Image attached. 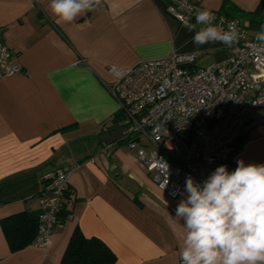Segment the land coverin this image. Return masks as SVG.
I'll return each instance as SVG.
<instances>
[{
    "label": "crops",
    "instance_id": "crops-1",
    "mask_svg": "<svg viewBox=\"0 0 264 264\" xmlns=\"http://www.w3.org/2000/svg\"><path fill=\"white\" fill-rule=\"evenodd\" d=\"M253 10L260 0H230ZM50 0H0V42L21 70L0 77V221L39 212L43 175L70 171L61 217L47 247L12 252L0 223V264H59L73 231L103 241L114 264H182V198L159 189L123 139L124 118L109 85L115 71L172 51L195 53V65L225 61L219 42L196 45L163 0H100L71 24H57ZM223 0H201L219 11ZM264 26V25H262ZM240 150L221 164H264V111L254 113ZM109 145L105 151L103 148ZM150 146V145H149ZM77 166V167H76ZM76 167V168H75Z\"/></svg>",
    "mask_w": 264,
    "mask_h": 264
},
{
    "label": "built area",
    "instance_id": "built-area-1",
    "mask_svg": "<svg viewBox=\"0 0 264 264\" xmlns=\"http://www.w3.org/2000/svg\"><path fill=\"white\" fill-rule=\"evenodd\" d=\"M181 24H195L201 0H163ZM214 24L235 21L240 39L229 56L206 67L195 65V53L169 55L115 71L108 89L130 125L123 131L127 147L170 198H184L186 179L198 184L227 162L235 142L254 113L264 111V42L247 21L212 11ZM11 51L0 42V77L21 70L9 64ZM150 145V146H149ZM109 145L103 149L106 151ZM77 167V166H76ZM75 167V168H76ZM70 171L61 168L41 178L37 233L31 245L48 246L58 214L65 205Z\"/></svg>",
    "mask_w": 264,
    "mask_h": 264
},
{
    "label": "clouds",
    "instance_id": "clouds-1",
    "mask_svg": "<svg viewBox=\"0 0 264 264\" xmlns=\"http://www.w3.org/2000/svg\"><path fill=\"white\" fill-rule=\"evenodd\" d=\"M99 4L50 0L49 9L57 24H71ZM215 19L211 10H196L195 24L185 25L189 31L201 25L192 37L194 44L231 47L238 42L236 22H228L225 30L213 23ZM256 39L264 42V26ZM184 192L175 209L182 228L177 234L182 264H264V164L238 160L233 171L220 165L202 185L189 176Z\"/></svg>",
    "mask_w": 264,
    "mask_h": 264
},
{
    "label": "trees",
    "instance_id": "trees-1",
    "mask_svg": "<svg viewBox=\"0 0 264 264\" xmlns=\"http://www.w3.org/2000/svg\"><path fill=\"white\" fill-rule=\"evenodd\" d=\"M218 12L229 17L243 18L247 21L250 30L253 31L260 30L264 25V0H260L253 10H244L230 0H223ZM244 141L245 136L238 137L234 152L240 150ZM1 188L2 183H0V191ZM65 203L68 204L66 200ZM69 213L70 209L63 207L58 214V223L61 217L64 218ZM38 214L39 212L35 211H23L1 219V228L12 252L31 245L37 233ZM115 260V254L103 241L96 237L87 238L76 228L68 241L59 264H114Z\"/></svg>",
    "mask_w": 264,
    "mask_h": 264
},
{
    "label": "rangeland",
    "instance_id": "rangeland-1",
    "mask_svg": "<svg viewBox=\"0 0 264 264\" xmlns=\"http://www.w3.org/2000/svg\"><path fill=\"white\" fill-rule=\"evenodd\" d=\"M262 22V21H261ZM253 31V30H252ZM125 128L127 127L128 130L130 129V125L124 120Z\"/></svg>",
    "mask_w": 264,
    "mask_h": 264
}]
</instances>
